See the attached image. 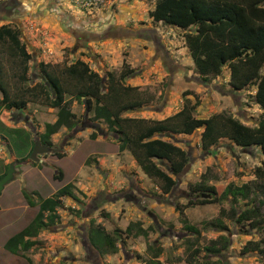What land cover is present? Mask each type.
Instances as JSON below:
<instances>
[{
	"label": "rangeland",
	"instance_id": "374dc122",
	"mask_svg": "<svg viewBox=\"0 0 264 264\" xmlns=\"http://www.w3.org/2000/svg\"><path fill=\"white\" fill-rule=\"evenodd\" d=\"M156 1L0 0V26L8 24L19 30L26 51L32 56L28 80L22 82L16 76L20 70L18 59L10 57L7 45L0 43L2 79L9 95L27 100L22 110L0 108V135L8 143L2 147L4 138L0 136V174L5 173V165L16 162L13 180L0 192V206L9 207L0 213V244L34 217L37 208L27 206L24 193L39 201L71 184L72 196L62 197L54 225L41 231L34 238L35 245L22 253L33 264H148L152 259L148 246L161 250L153 259L156 264H189L187 240L194 242L193 250L199 249L195 260L198 264L205 255L202 248L220 235L228 240L222 251V264L262 262L257 252L246 250L249 242L264 239V205L260 204L264 195L260 192L251 194L254 202L237 198L235 203L226 199L186 208L185 217L199 231L198 237L183 227L176 209L177 205L195 200L189 185L199 182L202 175L214 185L217 196L229 184L253 183L254 170L264 161L257 147L240 148L223 139L203 151L199 138L202 129L191 135L163 137L189 156L184 170L173 176L176 185L172 192L164 195L157 182L142 173L128 151L118 152L115 137L106 125L91 121L92 113L86 105L67 97L76 115V127H62L51 136L53 151L39 156L42 162L29 160L31 141L43 132L46 123L56 119V109L41 104L43 96L24 94L27 87L43 81L39 64L59 71L79 59L106 80L108 74L117 79L122 62H126L133 74L123 85L138 87L153 98L150 104L126 113L127 117L162 120L180 110L182 94L187 91L190 94L185 98L195 105L199 118L225 112L248 126H256L264 119V110L253 101L255 89L234 91L228 84L227 66L220 76L207 81L197 74L183 39L184 31L155 23L150 17ZM56 153L64 157L59 159ZM159 166L169 172L164 163ZM59 171L61 181L54 178ZM20 204L26 205L20 207L22 212L10 209ZM232 206L238 212L253 207L262 221L236 222L220 214ZM23 213L25 220L21 218ZM216 218L223 221L227 231L214 227ZM91 222L109 233L119 230L115 254L100 255L89 248L86 239ZM136 223L148 231L146 237L125 235L126 227L134 224L135 229ZM5 254L0 251V264H28L8 251Z\"/></svg>",
	"mask_w": 264,
	"mask_h": 264
},
{
	"label": "trees",
	"instance_id": "16d2710c",
	"mask_svg": "<svg viewBox=\"0 0 264 264\" xmlns=\"http://www.w3.org/2000/svg\"><path fill=\"white\" fill-rule=\"evenodd\" d=\"M150 17L155 23L177 27L184 31L183 39L194 68L203 80L220 76L223 67L229 70L228 84L234 91H241L253 87L254 103L264 110V0H157ZM0 43L6 44L10 57L19 61V74L16 75L22 82H27L28 62L32 56L27 53L25 44L21 40L19 30L10 25L0 26ZM122 68L115 79L108 74L106 80L92 71L89 65L82 60H75L63 66L59 71L50 68L48 64H39V72L43 81L33 87H27L24 94L31 93L32 97L43 96L41 104L56 109V119L53 123H46L42 133L32 142L39 141L41 145L51 147V136L62 127L73 130L77 119L70 109L71 99L86 105L87 111L92 113L91 121L102 122L109 132L113 133L118 152L128 151L142 173L149 179L157 182L159 190L167 195L172 192L176 181L173 176L179 175L189 162L188 153L163 137L191 135L197 129L200 133V147L209 151L211 147L225 139L240 148L257 147L264 155V119L256 126H248L225 112H219L208 118H199L196 108L190 100L185 98L190 92H183L184 102L180 110L162 120H150L124 116L150 104L153 98L146 96L138 87L124 86L126 78L133 74V70L122 62ZM0 66V108L7 110L25 108L27 100L9 95L8 87L2 79ZM67 97L70 99L68 100ZM94 138V135H91ZM31 153V152H30ZM30 155V154H29ZM55 156L61 159L60 153ZM164 163L169 172L159 164ZM6 171L8 170V164ZM4 173V174H5ZM0 174V178L4 175ZM253 183L241 186L229 184L219 196L216 195L214 185L209 183L206 175L201 176L197 183L189 185V191L195 200H189L185 205H177L183 227L191 234L199 236V231L189 224L184 210L195 205L222 202L237 198L254 202L251 194L260 192L264 195V161L254 170ZM54 178L61 181L63 176L59 171ZM27 206L37 210L30 222L20 231L9 237L3 247L12 254L28 251L35 245L38 234L48 226L54 225L58 214L57 208L62 197L72 196L71 184L64 185L52 196L35 201L26 193ZM212 197L211 200L198 197ZM199 199V200H198ZM264 205V200L260 201ZM223 217L241 222L258 220L259 214L255 208H245L238 212L232 206L227 212L220 211ZM126 227L128 237H146L148 231L136 223ZM213 225L221 231H227L226 225L220 218L213 221ZM152 230L153 227H149ZM120 237L119 230L107 232L103 226L91 222L87 231V244L91 250L100 255L115 254ZM197 241V239L195 240ZM228 240L224 235L209 240L202 248L205 252L198 264H222V251L227 247ZM186 251L189 253L187 262L195 264L199 249H194V242L185 241ZM249 252H257L264 264V239L258 242H249ZM152 259L148 264H156L160 254L159 248L148 246ZM210 257H216L209 260ZM197 258V259H196ZM197 262V261H196Z\"/></svg>",
	"mask_w": 264,
	"mask_h": 264
},
{
	"label": "water",
	"instance_id": "95a60500",
	"mask_svg": "<svg viewBox=\"0 0 264 264\" xmlns=\"http://www.w3.org/2000/svg\"><path fill=\"white\" fill-rule=\"evenodd\" d=\"M50 153H52L51 147L43 146L39 141H35L29 155V160L32 162H39V156ZM15 164L16 162H10L7 172L0 178V192L7 183L13 180L15 173Z\"/></svg>",
	"mask_w": 264,
	"mask_h": 264
},
{
	"label": "crops",
	"instance_id": "0c3cea01",
	"mask_svg": "<svg viewBox=\"0 0 264 264\" xmlns=\"http://www.w3.org/2000/svg\"><path fill=\"white\" fill-rule=\"evenodd\" d=\"M54 122V121H53ZM52 122V123H53ZM1 123V122H0ZM3 125V124H2ZM7 127V126H6ZM1 136V135H0ZM1 137H3V136H1ZM4 138V137H3ZM4 144H6V145H8V143H7V140L4 138V142H3V145H2V147H5V145ZM39 161H43V159L41 158V159H39ZM5 163V162H4ZM37 166V165H36ZM21 206H26V205H23V204H20V205H16V206H12V208H10L11 210L13 209V210H21L20 209V207ZM9 207H1L0 206V213H3V212H7V209H8ZM20 212H22V211H20ZM19 214V213H18ZM23 215V216H22ZM21 215V218L23 219V220H25V213H23ZM20 229L18 230V231H20L23 227H19ZM17 231V232H18ZM16 232V233H17ZM15 234V233H14ZM13 235V234H12ZM11 235V236H12ZM10 236V237H11ZM8 239V238H7ZM7 239H5L1 244H0V251H1V253H2V255H6L5 253H6V250L4 249V247H3V245H4V243H5V241L7 240ZM23 253V252H22ZM22 253H20V254H13V255H15V256H17L18 258H20L21 260H24L26 263H28V264H33V262L32 261H30V260H28V258L27 257H25V256H22Z\"/></svg>",
	"mask_w": 264,
	"mask_h": 264
},
{
	"label": "flooded vegetation",
	"instance_id": "af4514ba",
	"mask_svg": "<svg viewBox=\"0 0 264 264\" xmlns=\"http://www.w3.org/2000/svg\"><path fill=\"white\" fill-rule=\"evenodd\" d=\"M51 150H52V148H51ZM53 151V150H52Z\"/></svg>",
	"mask_w": 264,
	"mask_h": 264
}]
</instances>
